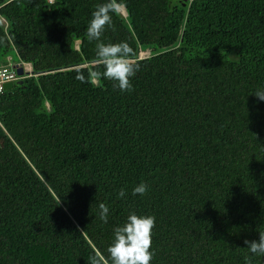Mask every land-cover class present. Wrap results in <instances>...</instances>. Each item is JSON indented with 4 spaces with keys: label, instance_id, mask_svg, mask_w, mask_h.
Masks as SVG:
<instances>
[{
    "label": "trees",
    "instance_id": "16d2710c",
    "mask_svg": "<svg viewBox=\"0 0 264 264\" xmlns=\"http://www.w3.org/2000/svg\"><path fill=\"white\" fill-rule=\"evenodd\" d=\"M102 2L0 0V66L25 71L0 92V264H110L132 212L156 218L151 264H245L264 232V0H125L102 39L134 51L128 92L86 38Z\"/></svg>",
    "mask_w": 264,
    "mask_h": 264
},
{
    "label": "clouds",
    "instance_id": "9594fccd",
    "mask_svg": "<svg viewBox=\"0 0 264 264\" xmlns=\"http://www.w3.org/2000/svg\"><path fill=\"white\" fill-rule=\"evenodd\" d=\"M125 6V0H103L96 5L86 27V38L95 42L96 62L103 67L102 78L113 82L120 92L132 90L131 80L140 68L138 64L131 63L134 51L127 42L105 43L102 37L107 29L114 28L113 17ZM77 79L82 83L90 82L83 74H78ZM252 95L256 97L257 104L264 103V87L257 88ZM148 190V184L142 181L132 189V195L144 196ZM126 196L127 192L121 189L119 198ZM109 215V206L99 203V219L107 224ZM155 226V216L130 213L124 223L113 229L111 243L107 247L110 264H151L154 255L151 250L152 234ZM244 244L250 254L245 256V264H251L252 257H264V232L259 233L258 240H245ZM87 264L104 262L101 257L93 254Z\"/></svg>",
    "mask_w": 264,
    "mask_h": 264
},
{
    "label": "built area",
    "instance_id": "2783aa9c",
    "mask_svg": "<svg viewBox=\"0 0 264 264\" xmlns=\"http://www.w3.org/2000/svg\"><path fill=\"white\" fill-rule=\"evenodd\" d=\"M11 57L9 61H11ZM16 63L9 62L8 66H0V92L5 89V82L15 81L19 79L16 68L14 67ZM20 65V62L18 63Z\"/></svg>",
    "mask_w": 264,
    "mask_h": 264
},
{
    "label": "water",
    "instance_id": "95a60500",
    "mask_svg": "<svg viewBox=\"0 0 264 264\" xmlns=\"http://www.w3.org/2000/svg\"><path fill=\"white\" fill-rule=\"evenodd\" d=\"M14 67L17 69L18 75L22 76L25 73L24 68L22 66H20L18 63L15 64ZM19 82H21V80ZM4 86H5V89L12 88L14 86V82L13 81H7V82H5Z\"/></svg>",
    "mask_w": 264,
    "mask_h": 264
},
{
    "label": "rangeland",
    "instance_id": "374dc122",
    "mask_svg": "<svg viewBox=\"0 0 264 264\" xmlns=\"http://www.w3.org/2000/svg\"><path fill=\"white\" fill-rule=\"evenodd\" d=\"M147 52L145 51V52H143L142 54H146Z\"/></svg>",
    "mask_w": 264,
    "mask_h": 264
},
{
    "label": "crops",
    "instance_id": "0c3cea01",
    "mask_svg": "<svg viewBox=\"0 0 264 264\" xmlns=\"http://www.w3.org/2000/svg\"><path fill=\"white\" fill-rule=\"evenodd\" d=\"M13 59V58H12ZM13 63H16V62H13ZM17 64V63H16Z\"/></svg>",
    "mask_w": 264,
    "mask_h": 264
}]
</instances>
